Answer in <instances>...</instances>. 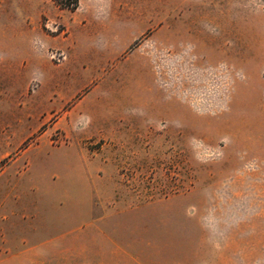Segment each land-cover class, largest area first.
Returning <instances> with one entry per match:
<instances>
[{
    "label": "rangeland",
    "instance_id": "obj_1",
    "mask_svg": "<svg viewBox=\"0 0 264 264\" xmlns=\"http://www.w3.org/2000/svg\"><path fill=\"white\" fill-rule=\"evenodd\" d=\"M0 79L8 263L264 264V0H0Z\"/></svg>",
    "mask_w": 264,
    "mask_h": 264
},
{
    "label": "crops",
    "instance_id": "obj_2",
    "mask_svg": "<svg viewBox=\"0 0 264 264\" xmlns=\"http://www.w3.org/2000/svg\"><path fill=\"white\" fill-rule=\"evenodd\" d=\"M157 32H158L157 30L153 31L151 36L154 37L157 34ZM137 37H138V33H135L133 36V39H136ZM8 60L9 59H7L6 62H8ZM58 65L59 64H55V66H58ZM7 66H9V72L12 71V73H13L14 71H19L23 76L29 75L30 63L28 60H24V58H20V59L15 58L13 61L12 60L9 61L7 63ZM68 67L66 65L64 66V69H66L64 74H61V73L54 74L53 77L51 78V82H52L51 85H53L54 88H57L59 92L64 91L67 84H69V82L71 80L75 81V79H76L73 72L68 71ZM7 69H8V67H7ZM57 69H59V68H57ZM35 74L41 76L40 72H35ZM2 83H3V80L0 79V91L3 88ZM48 84L49 83L46 82L45 86ZM42 88H44L43 83L40 85V90ZM40 90H39V93L41 94ZM1 245H4V246L9 245V240L7 238H5V236H2V234L0 233V246ZM20 255L24 256V250L17 251L15 253L12 252V250H10V249L8 252H0V264H24L22 262H20V263H13V262L8 263L7 262V260H9V259H18ZM5 259H6V262H5Z\"/></svg>",
    "mask_w": 264,
    "mask_h": 264
},
{
    "label": "trees",
    "instance_id": "obj_3",
    "mask_svg": "<svg viewBox=\"0 0 264 264\" xmlns=\"http://www.w3.org/2000/svg\"><path fill=\"white\" fill-rule=\"evenodd\" d=\"M62 9L74 10L79 5V0H52Z\"/></svg>",
    "mask_w": 264,
    "mask_h": 264
},
{
    "label": "built area",
    "instance_id": "obj_4",
    "mask_svg": "<svg viewBox=\"0 0 264 264\" xmlns=\"http://www.w3.org/2000/svg\"><path fill=\"white\" fill-rule=\"evenodd\" d=\"M64 57H65L64 52H57V59H58V60H59V59H64Z\"/></svg>",
    "mask_w": 264,
    "mask_h": 264
}]
</instances>
